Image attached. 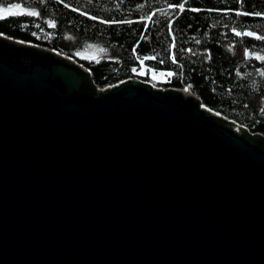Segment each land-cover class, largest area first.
<instances>
[{
    "label": "water",
    "instance_id": "1",
    "mask_svg": "<svg viewBox=\"0 0 264 264\" xmlns=\"http://www.w3.org/2000/svg\"><path fill=\"white\" fill-rule=\"evenodd\" d=\"M0 264H264V133L0 31Z\"/></svg>",
    "mask_w": 264,
    "mask_h": 264
},
{
    "label": "trees",
    "instance_id": "2",
    "mask_svg": "<svg viewBox=\"0 0 264 264\" xmlns=\"http://www.w3.org/2000/svg\"><path fill=\"white\" fill-rule=\"evenodd\" d=\"M7 7L13 14L0 31L74 56L101 87L147 79L143 69L172 72L157 83L189 85L206 105L264 133V39L235 34L264 37V0H0Z\"/></svg>",
    "mask_w": 264,
    "mask_h": 264
},
{
    "label": "snow or ice",
    "instance_id": "3",
    "mask_svg": "<svg viewBox=\"0 0 264 264\" xmlns=\"http://www.w3.org/2000/svg\"><path fill=\"white\" fill-rule=\"evenodd\" d=\"M170 7H175V6L174 5H170ZM179 8H180L181 11H183L184 10V5L183 4L179 5ZM192 11H197V9H192ZM11 14H13L11 7L0 8V19H4L6 16L11 15ZM237 14L238 15H249L250 13H247V12H237ZM29 15H31V16H37V15H39V13H37V12H31V13H29ZM255 15L259 16V15H261V13H255ZM93 19H95V17H93ZM128 22L131 23V21H128ZM51 26L54 27L55 25H51ZM235 34H236V36H241V35H244V36H252V35H254V33H251V32H244V33L236 32ZM257 39H264V37L258 36ZM245 55L246 56L248 55L247 51L245 52ZM144 59H154V57H145ZM257 59H264V57H257ZM172 60L175 63V57L174 56L172 57ZM141 64H143V60H141ZM132 71L135 72L136 69H133ZM140 74L143 75L144 73L141 72ZM262 74H264V73H262ZM167 75L169 77H171L172 75H174V73L168 72ZM187 90L188 89L186 88L185 91H187Z\"/></svg>",
    "mask_w": 264,
    "mask_h": 264
},
{
    "label": "rangeland",
    "instance_id": "4",
    "mask_svg": "<svg viewBox=\"0 0 264 264\" xmlns=\"http://www.w3.org/2000/svg\"><path fill=\"white\" fill-rule=\"evenodd\" d=\"M141 72L144 73L143 76L147 78L146 80L153 82L154 84H156V86L164 87L158 84L157 82L165 80L167 77L166 73L156 71L155 69H150L149 71L146 69H143L140 71V73Z\"/></svg>",
    "mask_w": 264,
    "mask_h": 264
}]
</instances>
